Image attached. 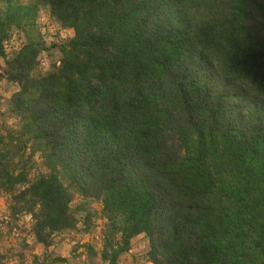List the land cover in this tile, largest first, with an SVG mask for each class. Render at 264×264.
I'll list each match as a JSON object with an SVG mask.
<instances>
[{
	"label": "trees",
	"instance_id": "1",
	"mask_svg": "<svg viewBox=\"0 0 264 264\" xmlns=\"http://www.w3.org/2000/svg\"><path fill=\"white\" fill-rule=\"evenodd\" d=\"M40 9L74 36L36 75ZM16 32L0 74L20 87V129L0 134L11 219L49 248L93 229L99 201L105 263L144 234L152 264H264V0H0L3 60Z\"/></svg>",
	"mask_w": 264,
	"mask_h": 264
},
{
	"label": "rangeland",
	"instance_id": "2",
	"mask_svg": "<svg viewBox=\"0 0 264 264\" xmlns=\"http://www.w3.org/2000/svg\"><path fill=\"white\" fill-rule=\"evenodd\" d=\"M23 4H30L32 0H19ZM37 31L33 35L42 41L46 50L39 56V68L36 75L46 74L52 71L53 65H59L61 53L58 45L68 42L74 36V31L63 28L48 12L40 9L37 15ZM27 38L20 33H13L6 42V59L0 58V74L3 71L5 61L10 60L26 44ZM20 90L19 85L0 81V134H5L8 128L20 129L19 119H12L10 103L15 94ZM16 117V116H15ZM28 148L27 154L30 152ZM35 172L44 171L43 156L38 153L34 156ZM84 200L76 197L72 206L76 209L84 204ZM95 213L94 228L85 230L79 225L78 229L58 234L53 238L52 246L47 248L39 243L32 234L33 220L31 216H23L18 221L11 219L6 198L0 194V254L3 256L0 264H34L35 257L42 260L56 261V264H108L102 261L100 252L102 239L107 228V221L102 216L103 205L99 201H93L85 206ZM83 213H79L82 219ZM83 221V220H82ZM91 245L97 255L91 254ZM149 242L144 234L132 240L130 249L119 258V264H152L148 258Z\"/></svg>",
	"mask_w": 264,
	"mask_h": 264
}]
</instances>
